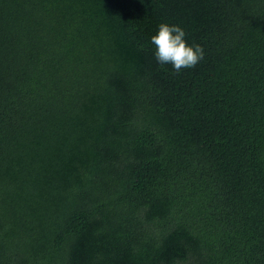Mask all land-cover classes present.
I'll list each match as a JSON object with an SVG mask.
<instances>
[{"label": "trees", "instance_id": "obj_1", "mask_svg": "<svg viewBox=\"0 0 264 264\" xmlns=\"http://www.w3.org/2000/svg\"><path fill=\"white\" fill-rule=\"evenodd\" d=\"M0 264H264V0H0Z\"/></svg>", "mask_w": 264, "mask_h": 264}, {"label": "clouds", "instance_id": "obj_2", "mask_svg": "<svg viewBox=\"0 0 264 264\" xmlns=\"http://www.w3.org/2000/svg\"><path fill=\"white\" fill-rule=\"evenodd\" d=\"M186 32L178 25L161 23L156 35L151 37L155 45V57L159 64H171L179 74L182 69L194 68L203 58L204 50L200 45H188Z\"/></svg>", "mask_w": 264, "mask_h": 264}]
</instances>
